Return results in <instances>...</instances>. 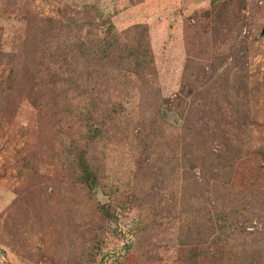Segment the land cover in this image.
<instances>
[{"label": "rangeland", "instance_id": "1", "mask_svg": "<svg viewBox=\"0 0 264 264\" xmlns=\"http://www.w3.org/2000/svg\"><path fill=\"white\" fill-rule=\"evenodd\" d=\"M86 5L109 24L76 29L63 64L41 21ZM136 26L143 58L119 61ZM108 29L121 39L111 66L82 47ZM0 52V264H181L186 234L218 219L226 246L263 229L264 0H0ZM13 63L34 81L8 106ZM72 145L88 151L96 188L76 180ZM188 154L202 167L190 172ZM43 197L56 215L46 237L27 203Z\"/></svg>", "mask_w": 264, "mask_h": 264}, {"label": "trees", "instance_id": "2", "mask_svg": "<svg viewBox=\"0 0 264 264\" xmlns=\"http://www.w3.org/2000/svg\"><path fill=\"white\" fill-rule=\"evenodd\" d=\"M77 15L78 17L75 18H69L66 15H64L67 17V19L64 18L58 21L53 18H47L44 21L40 20L44 24L43 27L46 30L45 34L48 37H53L51 34L57 33L58 36L57 40H59V45L61 46L60 48L61 52L59 54V57H61L63 64L68 63L69 56L71 55L70 52L74 51L75 49V48H70V46L73 47V45H71L69 41L76 29L79 30V32H81L84 26L88 24L91 25L93 29L97 30L98 28L97 26H101V25H97L96 23L97 20H99V23H101L102 25L107 26L109 24L108 20L107 21L102 20L103 19L102 15L100 14V10L96 5L84 6L80 11L77 12ZM39 30L40 28H36L35 24H33V22H30L28 27V32L30 35V36L28 35L29 44H33L37 40L36 37ZM145 31H146L145 28L136 26L133 29H130L125 32L124 36L126 37L127 39L126 41L128 42L126 44L127 50L125 51L124 56L118 58L119 61L121 60L126 61L127 59L131 60L132 58H135L137 62L139 58L140 59L143 58L142 55L145 51L144 41H146L145 38L147 37L145 35ZM111 34H112L111 30L108 29L104 37L100 38L97 34L94 35V32H92L90 33V36H94V37L96 36L95 40L92 41L94 43L92 44L82 43V47L91 45L90 49L91 51L96 53L98 60L102 62L106 60V63L104 64L106 66H111L112 64L110 62H113L115 59L117 60L115 56L118 53V49L115 46L121 40L119 39V37H115V38L112 37ZM46 48L47 49L43 50L44 51L43 53L45 55L49 54L50 56L54 57L55 52H51L52 47L49 45V43L47 44ZM33 50L35 51V48H33ZM5 57L7 58L10 57L12 60L17 61L20 58V54H17V56L8 55ZM14 63L9 67L10 68L9 74L7 75L6 78V83L9 84V87L13 86L12 89H9L5 99V102L8 106H11L12 102L15 99H20L23 97V92L22 91L20 92L19 88L18 90L15 89L16 91L14 90L15 84H19L20 86H23L24 82L29 83L34 81V79H30L29 81L28 78H23L21 80L19 77L20 75L18 73L20 65L18 66V64L15 65ZM223 115H225V113H223ZM237 120H238L237 125L239 126L238 129H240L242 127L241 122H243V118H240V115H238ZM243 130H244L243 132L245 133L247 129H243ZM229 131L230 130L227 128V133ZM227 133H225L222 130L216 132V137L217 139L220 140V143L222 145L221 147L224 149V151L230 150L233 143L232 139H228ZM240 136L241 135H238L236 139L238 142H239L238 138ZM72 146H73L72 152L74 153L72 154L74 155V162L76 164L75 169L83 174L82 176L77 177L76 180L79 181L80 185L85 186L87 189L96 188L97 179L91 166L88 151L83 149V146H79V145H72ZM235 153L236 154L238 153V149H236V147L234 154ZM228 154L230 153L228 152ZM185 157H186L185 165L190 172L196 170L197 168L202 167L200 163V158H201L200 154L195 156L188 154ZM60 180L61 178L58 176L57 173L50 179V181H55L57 184H59ZM54 190L56 191V188H54ZM35 194L37 197L41 198L40 196L42 194L39 191V189L35 192ZM43 199L45 200L44 201L31 200V201H27V203L30 207L28 210L34 212V214L37 216L36 217L37 221L40 220L41 235L46 237L48 232L50 231V228L53 227V221H51V216L53 215V219H54V216L56 217V215L55 213H52V211L49 210L50 204L55 209V206L53 204L54 201H51L49 197H43ZM212 209L216 212V214L219 213V209L216 206V203L212 207ZM44 210H48L50 213H47ZM215 223L218 224L219 227L210 226L207 227L205 230L199 228L195 232L192 231L186 234L187 237L185 238L190 239L191 241L189 240L185 241V246L180 254L181 264H264V227L260 231L258 230L251 232L246 231L245 228H240L241 231L247 235L246 238L248 239V241L246 245L243 244V242H241V243H236L235 245L226 246L223 244V242L227 243V240H223L221 235L225 233L224 229L227 228L226 224L228 223H226V221L224 223L222 219H218Z\"/></svg>", "mask_w": 264, "mask_h": 264}]
</instances>
